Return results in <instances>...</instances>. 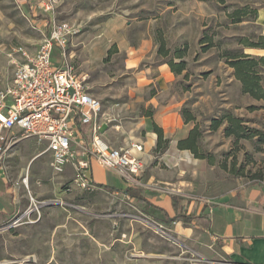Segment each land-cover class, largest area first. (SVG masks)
I'll use <instances>...</instances> for the list:
<instances>
[{"label":"rangeland","instance_id":"374dc122","mask_svg":"<svg viewBox=\"0 0 264 264\" xmlns=\"http://www.w3.org/2000/svg\"><path fill=\"white\" fill-rule=\"evenodd\" d=\"M40 2L0 0V90L12 84L18 65L26 60L18 48L29 55L37 53L47 33ZM245 6H249L245 19L233 22L229 13ZM253 8L258 9L257 14L250 11ZM260 8H264V0H57L55 12L60 20L81 28L71 43L77 36L96 34L89 47L94 60L107 39L122 33L119 30L124 26L134 51L110 47L101 62L87 67L80 47H73L79 71L88 74V86L102 102L103 117L110 118L109 124L122 143L142 140L152 126L143 113L151 108L150 97L160 94L161 84L162 97L178 103L181 113L186 110L193 114L186 128L188 132L195 127L202 132L199 146L203 153L214 157L211 165L217 174L214 185L219 193L240 185H261L264 180V144L257 136H227L226 120L218 129H212L214 119L231 112L243 118L250 131L264 132V100L243 93L224 55L226 49L237 48L262 55L264 51L250 50L240 42L243 37L257 39L264 34ZM38 14L44 18L37 19ZM160 34L168 55L159 52ZM178 48L185 49L183 58L176 56ZM132 57L136 59L134 64ZM53 59L59 64L57 51ZM168 60H185L187 67L176 74ZM31 141L27 138L24 144ZM17 146L19 143L5 161L6 175L11 178V172L31 154L28 150L18 153ZM44 158L50 163L49 155ZM42 161L35 158L28 170L32 167L35 173ZM56 175L64 178L58 182L54 178L46 180L40 168L37 175H32L34 200L23 183L25 177L18 178L27 205L12 219L0 223V264H233L227 257L204 256L190 240L175 234L169 221L146 211L143 203L127 197L120 200L101 188L93 192L70 190L74 177L70 166ZM163 188L173 191L168 185ZM30 206L31 212L24 214ZM118 211L116 217L114 212ZM148 220L163 224L164 229Z\"/></svg>","mask_w":264,"mask_h":264},{"label":"crops","instance_id":"0c3cea01","mask_svg":"<svg viewBox=\"0 0 264 264\" xmlns=\"http://www.w3.org/2000/svg\"><path fill=\"white\" fill-rule=\"evenodd\" d=\"M259 16L264 23V8H260ZM123 29L124 26L119 30L122 33L107 39L102 45L101 54L98 55L99 52H97L95 60L92 59L89 52V47L96 37L94 32L90 35L77 36L72 43L70 41L69 51L76 66L81 69L77 59V51L73 47H80L83 63L87 67L93 63L101 62L110 47L129 52L136 50L131 49L129 39ZM250 50L264 51L262 48H250ZM261 53L264 55V52ZM135 62L136 59L132 57L131 63L134 64ZM83 72L88 75L84 70ZM162 72L167 73L166 69H163ZM159 85L158 93L160 94L150 97L148 104L151 108H148L143 115L150 119L152 126L155 123L161 127L165 138L170 140L164 150H156L158 134L152 126L147 131L146 137L142 140H134L144 145L142 157L145 163L144 170L139 176L143 185L135 186L139 187L150 202L167 210L170 216L175 214L172 203L173 194L184 198L188 213L208 214L210 216L212 222L210 229L186 224L181 220L169 221L174 233L184 240H190L204 256L212 259L227 257L233 264H264V180L261 185H252L247 188L240 185L235 189L217 193L219 189L216 184L214 185L217 177L214 166L207 159L197 158L190 149H181L178 146L180 138L188 132L186 122L180 109H178V103L161 96L164 87ZM90 92L95 95L92 89ZM102 126L105 127L103 130L104 137L111 145L121 146L130 142L129 140L124 143L119 141L118 135L114 134L113 127L108 122L103 121ZM25 140L19 142L17 151L19 153L21 150H28L31 154L20 167L16 168L15 172H11L13 177L6 175V162L0 167V223L12 219L20 208L27 205L25 204L27 200L24 197L26 195L25 189L19 186L23 184H18V178H27L28 184H25V178L23 183L29 187L30 196L33 198L30 182L34 181L32 175H37L39 168L47 175L46 180L54 178L55 182H58L64 178V175H56L50 169V164L44 158L45 155L49 154L38 155L44 146L38 144L35 139L26 145L24 144ZM37 157L42 158L43 161L38 164L36 167L38 169L33 173L32 167L30 170L28 169ZM93 176L98 184L113 186L118 190H124L130 185L119 171L107 169L97 163L93 166ZM35 178L37 177L35 176ZM165 185H168L173 191H164ZM34 190L39 194L40 190L37 187H34ZM101 190L120 200L127 197L118 190L115 192H109L103 188ZM193 196L196 198H192ZM29 200L31 201V199ZM130 200L134 199L130 197ZM119 211L114 212L116 217L120 214Z\"/></svg>","mask_w":264,"mask_h":264},{"label":"built area","instance_id":"2783aa9c","mask_svg":"<svg viewBox=\"0 0 264 264\" xmlns=\"http://www.w3.org/2000/svg\"><path fill=\"white\" fill-rule=\"evenodd\" d=\"M56 4L57 0L40 2L47 33L37 53L29 55L18 48L26 60L18 65L12 84L0 90V167L17 143L33 138L44 146L38 155H50L49 164L56 174H63L68 166L73 168L70 190L100 188L93 176L95 163L119 171L130 185H143L139 176L144 145L132 140L113 146L104 137L102 124L110 118L103 117L101 100L90 92L87 75L79 71L69 51L71 39L81 28L60 20ZM55 51L59 64L53 61ZM148 222L164 229L163 224Z\"/></svg>","mask_w":264,"mask_h":264},{"label":"trees","instance_id":"16d2710c","mask_svg":"<svg viewBox=\"0 0 264 264\" xmlns=\"http://www.w3.org/2000/svg\"><path fill=\"white\" fill-rule=\"evenodd\" d=\"M249 6L242 8H237L233 12L229 13V16L233 18V22H240L245 19L248 14ZM254 14H257L258 9L253 8L250 10ZM37 19L42 20L44 17L41 14H38ZM158 42L160 43L159 52L162 55H168L169 49L166 47L165 39L162 34L158 36ZM240 42L248 48H262L264 49V34L258 36L257 39L250 37L241 38ZM211 45L213 41L210 42ZM176 56L183 58L185 55V49L178 48L175 51ZM227 63L234 68V75L237 79L240 80L242 85L243 93H248L256 99L264 100V55H254L251 53L245 52L243 49H226L224 52ZM171 70L176 73H182L186 67L187 63L185 60H180V62H175L173 60H168ZM182 116L186 123L194 119L193 114L182 110ZM227 121L228 125L225 128V134L227 136H234L236 139L240 138H251L258 137L259 143L264 144V132L256 129L255 131H250L247 126L244 124L243 118L234 115L231 112H228L221 119H214L212 124V129H218L224 121ZM153 128L158 134L156 150H164L169 143L168 138H165L164 131L161 127L153 123ZM202 138V132L198 128L190 129L187 134L180 138L178 146L181 149H190L197 158L207 159L210 164H214V157L211 154H205L201 151L199 146V141ZM100 188H103L109 192H115L118 189L104 184H98ZM120 193H123L135 201L144 204L146 211L150 213H158L161 218L165 221L181 220L186 224H192L196 227L203 229L211 228V218L208 214H195L188 213V208L184 202V198L180 195H172V203L175 214L170 216L168 211L163 207L153 204L150 202L135 185H129L124 190H118Z\"/></svg>","mask_w":264,"mask_h":264},{"label":"bare ground","instance_id":"6f19581e","mask_svg":"<svg viewBox=\"0 0 264 264\" xmlns=\"http://www.w3.org/2000/svg\"><path fill=\"white\" fill-rule=\"evenodd\" d=\"M24 182H25V184H28V180H27V178H25Z\"/></svg>","mask_w":264,"mask_h":264}]
</instances>
